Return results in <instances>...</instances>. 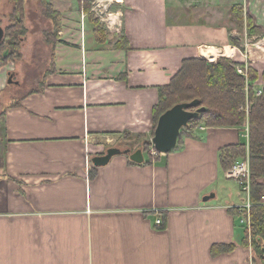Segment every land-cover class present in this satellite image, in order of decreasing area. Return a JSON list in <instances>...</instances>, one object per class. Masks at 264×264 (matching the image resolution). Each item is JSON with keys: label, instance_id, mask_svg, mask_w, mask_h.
<instances>
[{"label": "crops", "instance_id": "crops-1", "mask_svg": "<svg viewBox=\"0 0 264 264\" xmlns=\"http://www.w3.org/2000/svg\"><path fill=\"white\" fill-rule=\"evenodd\" d=\"M251 1L118 0L115 33L99 44L83 10L82 20L47 0L60 14L48 70L18 106L0 108V264H252L239 185L220 160L247 145L245 128L202 125L151 163H92L133 137L152 141L160 89L186 61L226 58L261 75L264 48L250 44L246 26ZM6 85L0 72V91ZM218 244L236 248L213 256Z\"/></svg>", "mask_w": 264, "mask_h": 264}, {"label": "trees", "instance_id": "trees-1", "mask_svg": "<svg viewBox=\"0 0 264 264\" xmlns=\"http://www.w3.org/2000/svg\"><path fill=\"white\" fill-rule=\"evenodd\" d=\"M40 1L45 7L43 10L44 17L55 22L53 31L47 35V43L51 46L52 51L59 40L57 19L60 18V14L54 11L47 0ZM78 1L81 7L84 6L82 10L89 17V20H92L96 40L99 44H105L109 33L101 27V22L95 19V15L92 14L89 6V0ZM22 4L25 6V0H21L19 3L24 12ZM231 13L232 21L240 27L244 26L245 12L243 6H234ZM246 20L249 34L260 33L258 28L257 30L254 28L251 18L248 17ZM26 31L27 28L23 23V27L18 28L15 26L13 30L6 32V39L0 45V69L6 66L11 59L20 58L19 43L22 42L21 39H23ZM18 38H20V42H18ZM238 66L240 65L226 58L220 59L216 64H210L204 59L186 61L171 84L160 89V101L154 109V132L160 116L177 104L198 100L200 102L198 108H206L204 113L190 121L182 129L181 135L188 134L187 137L194 136V131L202 125L208 128L243 129L247 125L244 108L247 104L250 106L248 124L252 176L251 235H249L246 226L243 227L245 232L243 246L252 250L254 262L264 264V204L262 201L264 196V89H262L260 96L256 92L258 89H254V85L261 77L264 83V72L260 76L257 75L255 70L249 69V77H244L236 72L235 68ZM240 67L245 68L244 66ZM132 139L138 140L136 142H139V149H142L144 153L149 150L151 141L148 139L140 136ZM247 154L248 149L244 145L223 149L220 154L223 170L228 171L238 161L247 157ZM146 161L147 163L152 162L151 158L148 157H146L143 164ZM235 248L234 244H218L212 247L211 252L213 256H219L230 253Z\"/></svg>", "mask_w": 264, "mask_h": 264}, {"label": "rangeland", "instance_id": "rangeland-1", "mask_svg": "<svg viewBox=\"0 0 264 264\" xmlns=\"http://www.w3.org/2000/svg\"><path fill=\"white\" fill-rule=\"evenodd\" d=\"M20 1L0 0V24L4 28L5 32H7L8 30H13L15 26L18 28L23 27V23L25 28H27L23 39H21L23 44L22 42L19 43V50H21L20 58L11 59L6 66L0 69V72H3V76H5L7 80L8 72H14L16 76L15 80L17 81L16 84H11L10 86L6 85V88L0 91V108L4 105L6 107L10 106L13 103H16V105H18V99L21 95H24L28 92H33L41 85V79L43 78L42 76L48 70V63L50 55L52 54V51L49 48V44L47 42V44L45 43L46 36L51 33V19L44 17V5L40 0H25V6H23L22 4V7L24 9L23 12L21 5H19ZM53 1L57 5L58 0ZM117 1L118 0H89V6L91 8L92 14L95 15V19L101 22V27L107 30V32L109 33V37H112L111 34L115 33L116 21L113 17L111 18L110 15L111 13L115 14L117 12L119 8L118 6L120 5ZM60 4L61 8L65 6L71 7L72 9L70 10L79 11V14H81L80 19H85V16L82 15L81 12L84 7L83 5L80 9L77 4L75 6H72L68 4L66 0H60ZM248 10L254 18V20L252 19L254 28L256 30L257 27L259 28V26L263 28V30H259L260 33L249 34L250 44L253 47L262 45L264 48V33H262L264 32V0H252L250 6L248 7ZM236 25L238 24L236 23ZM238 26L240 27V25ZM18 42H20V38H18ZM250 65H252V63ZM250 65H240L244 66L245 68L238 66L235 68V70L239 75L243 76L238 72V70L241 69L246 72L247 76H245L249 77L248 70H255ZM263 72L264 71H262L261 75L263 74ZM254 89H264L262 77L256 82V84L254 85ZM7 97L9 100H7ZM248 118L249 117H246V124ZM187 136L188 134H182L178 139V145H180L183 138ZM136 141L138 140H131V144H121L118 147L129 146L134 152L139 148V146H135L136 143H139ZM151 147H153L152 141L150 148ZM150 148L148 149L150 150ZM149 150L146 151V154H148ZM147 157L151 158L148 155ZM151 160L153 159L151 158ZM251 263L257 264L253 260V254Z\"/></svg>", "mask_w": 264, "mask_h": 264}, {"label": "water", "instance_id": "water-1", "mask_svg": "<svg viewBox=\"0 0 264 264\" xmlns=\"http://www.w3.org/2000/svg\"><path fill=\"white\" fill-rule=\"evenodd\" d=\"M5 30L0 24V45L4 42ZM8 84H16L14 80L15 73L10 72ZM200 102L195 100L190 103L177 104L171 109L162 114L158 120L152 143L157 151L160 153H171L178 144V139L181 131L185 128L190 121L199 117L206 111V108H198ZM119 155L129 156L130 160L136 164H143L145 161L144 152L142 149L132 152L131 149H120L112 147L106 151L104 155L96 156L92 159L95 167L107 166L112 158ZM215 195L212 194L204 198V202L214 199Z\"/></svg>", "mask_w": 264, "mask_h": 264}, {"label": "built area", "instance_id": "built-area-1", "mask_svg": "<svg viewBox=\"0 0 264 264\" xmlns=\"http://www.w3.org/2000/svg\"><path fill=\"white\" fill-rule=\"evenodd\" d=\"M238 72L242 74L243 76H247L246 72L239 69ZM245 76V77H246ZM257 95L260 96L262 94V89H258ZM244 111L246 113V117H249L250 112V106L247 104L244 108ZM247 131V149L248 154L247 157L244 159L238 161L236 164L232 166L228 171L225 172V176L229 180H234L238 183L239 189L241 192L242 197V205L239 206L238 213L241 219V223L246 226L249 235H251V208H252V202H251V163H250V157H249V124L247 121V125L245 127ZM150 156L153 160H156L157 158L165 157L166 154L160 153L157 151L153 145V147L150 148L148 154L146 156ZM162 219L159 218L156 220V226H162Z\"/></svg>", "mask_w": 264, "mask_h": 264}, {"label": "flooded vegetation", "instance_id": "flooded-vegetation-1", "mask_svg": "<svg viewBox=\"0 0 264 264\" xmlns=\"http://www.w3.org/2000/svg\"><path fill=\"white\" fill-rule=\"evenodd\" d=\"M2 26V25H1ZM5 39H6V32H5ZM5 39H4V41H5ZM3 44V43H2ZM16 77V76H15ZM15 77H14V80H15Z\"/></svg>", "mask_w": 264, "mask_h": 264}]
</instances>
